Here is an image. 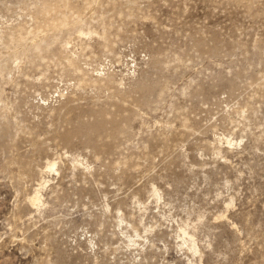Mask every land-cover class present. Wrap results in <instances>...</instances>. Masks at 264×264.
<instances>
[{
    "label": "rangeland",
    "instance_id": "rangeland-1",
    "mask_svg": "<svg viewBox=\"0 0 264 264\" xmlns=\"http://www.w3.org/2000/svg\"><path fill=\"white\" fill-rule=\"evenodd\" d=\"M0 264H264V0H0Z\"/></svg>",
    "mask_w": 264,
    "mask_h": 264
},
{
    "label": "bare ground",
    "instance_id": "bare-ground-1",
    "mask_svg": "<svg viewBox=\"0 0 264 264\" xmlns=\"http://www.w3.org/2000/svg\"><path fill=\"white\" fill-rule=\"evenodd\" d=\"M148 88V87H147ZM47 167L48 168H53L54 167V162H49L48 163V165H47ZM41 186V185H40ZM156 192V191H155ZM40 192H39V189L37 188V189H35V192L33 193V195L30 197V201L33 203V204H35L36 206L38 205V204H40L39 202H40ZM156 194V193H155ZM30 202V203H31ZM32 204V205H33ZM184 232V231H183ZM187 236L189 235V234H187V232L185 233ZM183 236H184V234H183ZM183 238V237H182ZM191 238L192 239H186V240H184V242H186V241H189V243H187L188 245H187V247H188V249L189 250H191L192 252H194V251H196V248H195V246H194V243L191 241V240H193V236H191ZM183 239H185V238H183ZM184 242H182V243H184Z\"/></svg>",
    "mask_w": 264,
    "mask_h": 264
}]
</instances>
